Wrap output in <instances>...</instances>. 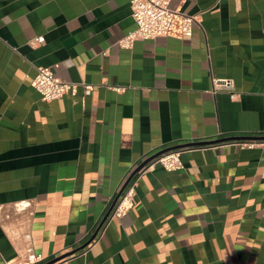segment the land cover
Returning <instances> with one entry per match:
<instances>
[{
  "label": "crops",
  "instance_id": "1",
  "mask_svg": "<svg viewBox=\"0 0 264 264\" xmlns=\"http://www.w3.org/2000/svg\"><path fill=\"white\" fill-rule=\"evenodd\" d=\"M131 1L0 0V264H264V148L241 146L264 140V0H172L193 32L124 48ZM40 67L92 91L44 101ZM173 147L183 170L144 175L99 233Z\"/></svg>",
  "mask_w": 264,
  "mask_h": 264
},
{
  "label": "built area",
  "instance_id": "2",
  "mask_svg": "<svg viewBox=\"0 0 264 264\" xmlns=\"http://www.w3.org/2000/svg\"><path fill=\"white\" fill-rule=\"evenodd\" d=\"M172 0H132V17L136 23V29L128 33L119 41V45L124 48H131L136 41L154 40L159 37H166L177 31L180 35H190L194 25L198 23V17L186 15L178 10L170 8ZM44 37L34 38L30 41L32 47L43 44ZM212 92H229L235 96V80L233 78H213ZM32 86L41 95L42 99L51 102L61 99L67 95L75 96L80 87L86 93L92 91V87L84 82H66L58 78L51 68L40 67L32 81ZM119 91L120 89H117ZM242 147L264 148V140L244 142ZM183 148L171 150L163 153L154 159H149L140 165L131 177L123 194L118 199L107 221L121 219L134 207L137 196V189L140 180L144 175L153 172L157 166H161L168 172H179L184 168L182 155ZM130 178V177H129ZM104 227L99 233L104 232ZM43 262L41 256L36 257L35 263Z\"/></svg>",
  "mask_w": 264,
  "mask_h": 264
},
{
  "label": "water",
  "instance_id": "3",
  "mask_svg": "<svg viewBox=\"0 0 264 264\" xmlns=\"http://www.w3.org/2000/svg\"><path fill=\"white\" fill-rule=\"evenodd\" d=\"M232 139H235V138H232ZM237 139H241V138H237ZM237 139H236V140H237ZM225 140H226V139H225ZM220 142H222V141H221V140H220V141H213L212 143H203V144L208 145V144H214V143H220ZM175 149H180V147H173V148H170V149H166L165 151H162L161 153H159V154L156 155L155 157H157V156H159V155H161V154H163V153L169 152V151H171V150H175ZM155 157H152V159H154ZM150 160H151V159H150ZM134 173H135V172H134ZM134 173H133V174H134ZM133 174H132V176H133ZM132 176H130V178L126 181V183H125V185H124L122 191L119 193L117 199L114 201V203H113V205L110 207L109 211H108V212L106 213V215L103 217V219H102V221H101V223H100L98 229H100V228L103 226V224L107 221L108 217L110 216L112 210L114 209V207H115V205H116L118 199H119L120 196L123 194V192H124L125 188L127 187V185H128V183H129V181H130V179H131ZM95 236H96V234L93 235V237L91 238L90 242H92V240L95 238ZM90 242H89V243H90ZM89 243H88V244H89ZM69 255H71V254H68V255L63 256V257H59V258L54 259V260L50 261L49 263H45V264H55L56 262H58V261H60V260H62V259H64V258L68 257Z\"/></svg>",
  "mask_w": 264,
  "mask_h": 264
}]
</instances>
